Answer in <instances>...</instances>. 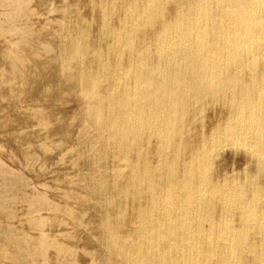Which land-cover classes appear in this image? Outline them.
Listing matches in <instances>:
<instances>
[{
  "label": "rangeland",
  "instance_id": "obj_1",
  "mask_svg": "<svg viewBox=\"0 0 264 264\" xmlns=\"http://www.w3.org/2000/svg\"><path fill=\"white\" fill-rule=\"evenodd\" d=\"M165 1L167 4L164 3V0H0V264H129L126 261L125 250L121 249L124 246L129 247L127 246L129 244L126 245L124 241L140 239L136 227L138 221L141 220L156 224L157 233L161 234L160 230L163 233L166 232L165 229L160 228V224L168 218L163 212L166 210L163 206L164 203H161L167 197L165 191L167 183L177 182L174 183V190L181 187L184 177H188L190 173L189 168L194 165V161L190 160L195 157L199 158L208 147L210 153L207 154L209 164L207 190L213 184L240 185L246 193L244 201H250L254 197L259 212L264 211V161L259 159L258 155L249 148L250 140L247 137L239 136V139H235L236 142H234L232 137L225 138L222 134L227 121L230 118L236 119L237 109H239L236 106L245 105L248 107V104H255L257 110L261 111L258 110L264 124V91L262 93L258 91L264 73V57H262L264 56V40L258 49L252 50L257 51L256 54L252 51L247 53L241 49L236 51L235 48H228V50L221 43L223 36L221 31L223 28H227V15L224 19L226 21L222 23L224 15L221 12V3L217 0H210L212 5L209 8L210 13L207 12L209 13L207 20L210 19V21H208L206 33L210 49H203L204 53L202 49H200L201 51L194 50L196 51L194 59L197 57V60L190 61L189 58L187 61L186 56H182L186 51L180 46L178 50L180 54L177 52V56L175 55L176 62H168L164 56L158 58L156 48L166 45L165 37L172 30L169 24L180 18L179 14L185 16L188 12V18L184 19L187 24L194 18L196 20L200 17L198 12L195 13L196 5L193 4H197L200 0ZM190 2L192 3L190 4ZM153 3L156 4V7ZM192 4L193 6H191ZM235 4H237L236 0H223V8ZM217 5L219 6L217 7ZM142 8L144 10H141ZM145 8L148 9L145 10ZM146 12L149 13L148 17ZM189 13L195 17L193 18ZM171 16L175 17L171 19ZM183 16L181 18H184ZM151 20H154V24ZM218 22L221 24H217ZM160 31L163 35L158 33ZM208 31L212 32H209L208 35ZM194 35L191 37L192 44L196 39ZM160 37L164 44H161ZM213 47L219 50L221 56L229 57L231 52L230 60L235 62L227 60L230 62L228 63L224 59L222 61L225 66L223 62L220 66V63L214 60L218 59V56L214 55L215 53L210 54ZM119 48L125 49L121 51ZM99 49L102 51L101 53ZM223 50H227L226 54ZM259 53L260 55H258ZM143 54L147 57H144ZM197 54L198 56H195ZM104 55L105 57H103ZM254 55H258V60L253 58ZM202 58L211 63H206ZM178 60L181 65H178ZM212 60L216 65L212 64ZM254 60L257 63L253 66ZM164 63L168 64L167 68ZM121 65H123L122 68ZM195 65L198 70L194 69ZM226 66L231 75L227 73ZM139 67L143 69L140 70ZM211 67H216L217 72L223 73V75L217 73L220 80L209 86L207 80L210 79L212 73ZM224 67L226 71L223 69ZM191 68L195 71H192ZM126 70L129 71V74L126 73ZM134 70H136V74ZM164 70L170 75L173 70V75L177 73L180 77L186 78H184L186 85H184L183 91L181 90L182 94H178V97L183 99L180 98L177 105L171 98L160 99V102L156 101L158 104L154 105L152 110L156 112L154 117L152 116L154 119L151 116L146 118L143 129L145 127L147 129L142 131L141 139L133 140L132 145L126 150L127 139V142L120 141V134L116 133L119 138L117 139L107 117L104 119L98 116V102L103 97L104 102L109 104L114 97L117 98L121 95L124 96L123 98L126 95L133 97L138 94L137 90H140L139 92L146 91V94L144 91L142 93L152 101L164 90V83L161 81L163 79L159 75ZM139 73L142 74V77L146 74L144 82ZM202 73L206 75L202 76L204 75ZM137 74L138 78H136ZM233 76H238L234 78L236 83H230ZM200 77L203 78V82ZM153 79L155 81L152 83ZM186 80L189 81L186 83ZM129 81H132L133 84ZM141 82L144 83L142 86H140ZM225 82L232 88L226 87L222 91V95L219 89L222 84L224 86ZM188 86L193 88H188ZM168 87L165 85V88ZM185 87H187L186 90H184ZM205 88L208 92L205 91ZM98 89L100 90L98 91ZM194 90L197 94L194 93ZM118 91L121 95L117 94ZM185 91L187 93H183ZM198 91L201 95L198 94ZM224 91L226 93H223ZM191 92L195 96L190 94ZM232 92L236 94L233 96ZM101 94L103 95L101 96ZM105 94L109 96L105 97ZM246 100L247 102H245ZM174 105L179 109H176L177 114H175ZM170 114L172 115L171 119ZM167 119L171 120H169V125L174 124L175 127L172 126L174 129L170 127L171 133H167L171 135L170 138H163L157 133V130L159 127L165 126ZM148 130L154 132L151 133ZM213 137L217 138V141L212 146L210 143ZM127 138L129 139V137ZM162 140L165 146H163ZM240 140L244 143H241ZM239 144L242 145L239 146ZM122 146H125L124 151L128 152L125 151L127 155L123 152ZM121 150L122 153H120ZM126 156H129V160ZM115 157L118 158L115 159ZM124 160L126 162L123 164ZM125 164L126 167H123ZM142 167L148 169L149 176H146V180L148 182L150 179L152 185L155 183L153 186H146L147 184L144 183L143 170L146 169H142ZM131 170H136L134 178L131 177L133 172ZM197 172L196 168L195 172L193 171L194 175L191 173L189 177L190 181L193 179L194 186L191 184L193 187L197 186L200 180ZM140 179L142 180L141 184ZM132 180L135 182L133 183ZM131 184H135V189ZM240 186L238 187L240 188ZM129 187L132 190H128ZM150 187L151 189L154 187L153 192L148 191L151 190ZM161 189L163 191L160 193ZM159 197L165 198L161 200ZM214 197H212L214 202H206L208 210L205 209L207 207L205 204L204 208H200L201 210L198 207H193L190 210L191 214L189 212L191 215L189 218L191 223L194 222V228L199 222H202L201 229L206 228L203 230L204 235H207L208 229H210L208 221L212 218L215 220L221 218L220 221L223 222L225 218L230 217L236 227L241 225L239 222L240 209L226 211ZM149 205L156 211H154L153 217L150 216L152 219L144 218L138 213L141 208L149 207ZM195 209L200 211L199 214L202 211L203 215L199 216L198 212L194 211ZM121 210L124 212L120 213ZM221 210H223V214ZM205 211L210 213L208 212L206 215ZM226 213L230 215L227 216ZM208 215L209 218H207ZM203 216L206 218L203 219ZM162 218H166L165 221ZM157 220H160L159 227ZM252 226L246 227L248 237L246 243L248 245L255 243L256 245L250 250L240 252L241 264H264L262 259L257 258V252L262 250L260 240L264 242V233L261 234L262 237L258 236V228ZM204 235L202 236L204 237ZM121 236H124V239L120 238ZM120 239H123L121 244ZM167 239V237L160 236L161 243L159 242V245L163 247L169 242ZM186 247L185 250L188 252V246ZM204 247L203 250L201 249V253L208 246ZM217 247L218 252L219 249H224L222 245ZM118 248L119 250H117ZM179 248L174 249V252H176L175 250L182 252L183 245ZM194 250L198 251V249ZM150 252H155V249ZM177 262L181 263V261ZM210 262V264H220L219 257L214 256Z\"/></svg>",
  "mask_w": 264,
  "mask_h": 264
},
{
  "label": "bare ground",
  "instance_id": "obj_2",
  "mask_svg": "<svg viewBox=\"0 0 264 264\" xmlns=\"http://www.w3.org/2000/svg\"><path fill=\"white\" fill-rule=\"evenodd\" d=\"M149 1V0H148ZM158 1V0H157ZM159 1H163V0H159ZM174 1V0H173ZM179 1V0H178ZM186 1V0H185ZM220 2L221 3V8H222V14L224 15L223 16V19L221 20V22L223 23L224 21H226V20H224L225 19V16L228 18V22H227V28H223V31H221V32H223L222 34H223V36H222V38H221V43L228 49H231V48H235L236 49V51L238 50V49H241V50H243V51H246L247 53H251V51L252 50H255L256 48L258 49V46L261 44V42L264 40V30H263V26H264V12L263 13H260L261 11H264V0H236V3L237 4H235V5H233V6H231V5H228L227 7H225V8H223V0H217V2ZM135 2V1H134ZM166 1L164 0V3H165ZM137 3H138V1H137ZM144 3V2H143ZM149 3V2H148ZM158 3V2H157ZM160 3H163V2H160ZM182 3V2H181ZM192 2H190V4H191ZM235 3V2H234ZM129 4H131L130 3V1H129ZM151 4V3H150ZM165 4H167V2L165 3ZM165 4H163V5H165ZM193 4H195L196 5V7H194L195 9H194V11H195V13L196 12H198L197 14H199L200 15V17L199 18H197L196 20H195V16L194 15H192L191 13H189V14H191L192 16H193V21L191 22L190 21V23H185L184 22V19H187L188 17H187V14H188V12H187V14H185V16H183L182 14H179V16L181 15V16H183L184 18H181V16H180V18H178L177 20H175V22H170V28H172V30H170V34L168 35V36H166L165 37V39H166V41H165V43H166V45H163V46H161V47H158V48H156V52H157V54L159 55V57L158 58H160V56H164V57H166L167 58V61L168 62H176L175 61V57L177 56L176 54H177V52H179V54H180V51H178L179 49H180V46H181V48H183L186 52L184 53V55H182L183 57L184 56H186L185 57V59L188 61L189 60V58H190V61H193V59H194V54H196L195 52L196 51H194V50H200V49H208L209 47H211L210 45L208 46V42H207V40H208V37H207V35H206V33H207V26H208V21H210V19L209 20H207L209 17V13H210V10H209V8H210V6L212 5L211 4V1L210 0H200L197 4L196 3H193ZM193 4L191 5V6H193ZM214 4V3H213ZM227 4H229V3H227ZM230 4H231V2H230ZM108 5V4H107ZM153 5H154V3H153ZM156 5V4H155ZM154 5V6H155ZM158 5V4H157ZM161 6H162V4H160ZM184 5H187V4H184ZM106 6V5H105ZM113 6V5H112ZM128 6V5H127ZM160 6V7H161ZM190 6V5H189ZM219 5H217V7H218ZM102 7V6H101ZM114 7H115V5H114ZM118 7V6H117ZM156 7V6H155ZM166 7V6H165ZM100 8V7H99ZM110 8V7H109ZM125 8V7H124ZM128 8V7H127ZM149 8H150V6H149ZM179 8V7H178ZM214 8H215V5H214ZM214 8H213V10H214ZM107 9V8H106ZM114 9V8H113ZM116 9V8H115ZM131 9V8H130ZM148 9V8H147ZM146 8H145V10H147ZM153 9V8H152ZM182 9H184V8H182ZM181 9V10H182ZM185 9H186V7H185ZM187 9H189V7H187ZM103 10V9H102ZM105 10V9H104ZM135 10V9H134ZM141 10H144V8H142ZM149 10H151V9H149ZM156 10V9H155ZM159 10V9H158ZM179 10V9H178ZM225 10V11H224ZM157 11V10H156ZM160 11V10H159ZM158 11V12H159ZM161 11H163V10H161ZM182 11H184V10H182ZM182 11H180V12H182ZM105 12H107V11H105ZM125 12H127V11H125ZM124 12V13H125ZM143 12V11H142ZM148 12H150V11H148ZM186 12V11H185ZM207 12H209V13H207ZM211 12H213L212 10H211ZM214 12H215V10H214ZM3 13V12H2ZM108 13H110V12H108ZM147 13V12H146ZM174 13V12H173ZM172 13V14H173ZM128 14V13H127ZM177 14V13H176ZM175 14V15H176ZM262 14V15H261ZM107 16L109 15V14H106ZM111 15V14H110ZM147 15V17H148V15H149V13H147L146 14ZM174 15V14H173ZM178 15V14H177ZM211 15H213V14H211ZM157 16V15H156ZM229 16V17H228ZM154 17H155V15H154ZM172 17H175V16H171L170 18L172 19ZM219 17V16H218ZM8 18V17H7ZM141 18V17H140ZM151 18V17H150ZM153 18V17H152ZM190 18V17H189ZM215 18V16L213 17V19ZM70 19V18H69ZM106 19V18H105ZM147 19V18H146ZM155 19H156V17H155ZM130 20H131V18H130ZM138 21H139V18L137 19ZM136 20V21H137ZM164 20V19H163ZM218 20H219V18H218ZM144 21V20H143ZM166 22H167V20H165ZM164 21V22H165ZM172 21V20H171ZM147 23H148V21H146ZM145 22V24H147ZM151 22L154 24V20H151ZM155 22H156V20H155ZM165 22V23H166ZM169 22V21H168ZM189 22V21H188ZM214 22H216V21H214ZM15 23V22H14ZM106 23V22H105ZM127 23V22H126ZM134 24V23H133ZM164 24V23H163ZM162 24V25H163ZM209 24H210V22H209ZM217 24H219V22L217 23ZM221 24V23H220ZM219 24V25H220ZM224 24H226V23H224ZM224 24H222V25H224ZM131 25V24H130ZM165 26V25H164ZM166 26H168V25H166ZM140 27V26H139ZM169 27V26H168ZM215 27V26H214ZM141 28H142V26H141ZM164 28V27H163ZM167 28V27H166ZM169 28V29H170ZM215 28H217V27H215ZM139 29V28H138ZM168 29V30H169ZM217 29H221L220 27H218ZM111 30V29H110ZM135 30V29H134ZM160 30V29H159ZM168 30H166V31H168ZM126 31H127V29H126ZM131 31V30H130ZM161 31H162V29H161ZM161 31L160 32H158L159 34H161ZM164 31V30H163ZM218 31V30H217ZM87 32V31H86ZM137 32V31H136ZM165 32V31H164ZM209 32H212V31H208V35H209ZM163 33V32H162ZM194 33H195V35H194ZM218 33H220V32H218ZM165 34V33H164ZM161 35H163V34H161ZM194 35V38H195V36H196V39L194 40L195 41V43L194 44H192V40H191V37ZM132 36V35H131ZM90 37V36H89ZM130 37V36H129ZM135 37V36H134ZM158 37V36H157ZM8 38V37H7ZM209 38H210V36H209ZM122 39V38H121ZM127 39V38H126ZM158 39H159V37H158ZM161 37H160V41H161ZM154 40V39H153ZM127 41H129L128 39H127ZM159 41V42H160ZM212 41V40H211ZM74 42V41H73ZM157 42H158V40H157ZM213 42V41H212ZM216 42V41H215ZM132 43V42H131ZM130 43V44H131ZM154 43V42H153ZM74 44V43H73ZM152 44V43H151ZM155 44V43H154ZM158 44H160V43H158ZM161 44H164V42H162L161 41ZM216 44H218L217 42H216ZM119 45H120V43H119ZM132 45V44H131ZM134 45V44H133ZM192 45H193V47H192ZM222 45V46H223ZM149 46V45H148ZM151 46V45H150ZM115 48H116V46H114ZM132 47V46H131ZM156 47H157V45H156ZM72 48V47H71ZM117 48H118V46H117ZM146 48V47H145ZM151 48H152V46H151ZM259 48H261V47H259ZM120 49V48H119ZM118 49V50H119ZM125 49V48H124ZM124 49H120L121 51H123ZM133 49V48H132ZM147 49V48H146ZM210 49V48H209ZM228 49V50H229ZM65 50H66V48H65ZM73 50V49H72ZM100 50V49H99ZM120 50H119V52H120ZM139 50H140V48H139ZM152 50H155V49H152ZM152 50H150L151 52H152ZM204 50L202 51L203 53H204ZM234 50V49H233ZM83 51V50H82ZM143 51V50H142ZM147 51H149V50H147ZM201 51V50H200ZM207 51V50H206ZM224 51V50H223ZM226 52H227V50H225ZM225 51H224V53H225ZM231 51V50H230ZM15 52V51H14ZM77 52V51H76ZM102 51L100 50V53H101ZM119 52H118V54H119ZM132 52V51H131ZM145 52V51H144ZM184 52V51H183ZM182 52V53H183ZM197 52H199V51H197ZM252 52H255V51H252ZM257 52V51H256ZM256 52H255V54H256ZM261 52V51H260ZM37 53V52H36ZM98 53H99V51H98ZM121 53V52H120ZM146 53H148V52H146ZM202 53V54H203ZM208 54H209V50H208V52H207ZM206 53V54H207ZM215 53V54H214ZM149 54H151L150 52H149ZM202 54H199V55H201L202 56ZM210 54H214V55H217L218 57V59H214V60H217V62H219L220 63V66H222L221 64H222V62H223V65L225 66V64H224V61H222V60H228V61H231L230 59L232 58V57H230L231 56V52H230V56L228 57V56H225V55H220L219 54V50H217V48L216 47H213V48H211V50H210ZM226 54V53H225ZM232 54H235V53H232ZM238 54V53H237ZM142 55V54H141ZM176 55V56H175ZM214 55H212V56H214ZM258 55H260V53L258 54ZM258 55H254V57L253 58H255V60H258ZM69 56V55H68ZM143 56H144V54H143ZM195 56H198V54L197 55H195ZM212 56H210L211 58H212ZM242 56V55H241ZM245 56V55H244ZM103 57H105V55L103 56ZM102 57V58H103ZM117 57H118V55H117ZM144 57H147L146 55L144 56ZM181 57V56H180ZM204 57V56H203ZM236 58H237V56H235ZM239 57H240V55H239ZM248 57H249V55H248ZM262 57H264V56H262ZM96 58V57H95ZM99 58V57H98ZM101 58V57H100ZM197 58V57H196ZM195 58V59H196ZM208 58V57H207ZM234 58V57H233ZM242 58V57H241ZM183 59V58H182ZM194 59V60H195ZM200 59V57L198 58V60ZM202 59H204V58H202ZM235 59V58H234ZM233 59V60H234ZM248 59V58H247ZM100 60V59H99ZM141 60H143V59H141ZM148 60V59H147ZM160 60V59H159ZM165 61H166V59H164ZM197 60V59H196ZM205 60V59H204ZM211 60V59H210ZM219 60V61H218ZM236 60V59H235ZM254 60V62H253V66H254V64L255 63H257V61H255ZM24 61V60H23ZM102 61V60H101ZM110 61V60H109ZM133 61V60H132ZM180 60H178L177 61V63L179 62ZM183 61V60H182ZM181 61V62H182ZM203 61V60H202ZM227 61V62H228ZM237 61V60H236ZM243 62H244V60H242ZM104 62V61H103ZM118 62V61H117ZM148 62V61H147ZM205 62L206 63H208V62H210V61H206L205 60ZM231 62H235V61H231ZM108 62L106 61V64H107ZM131 63H133V62H131ZM141 63H143V62H141ZM167 63V62H166ZM176 63V64H177ZM184 64L186 63V61L185 62H183ZM188 63V62H187ZM191 63V62H190ZM202 63V62H201ZM211 63V62H210ZM215 63V62H214ZM213 63V60H212V64L213 65H216V64H214ZM228 63H230V62H228ZM104 64V63H103ZM136 64V63H135ZM139 64V63H138ZM147 64V63H146ZM157 64H158V62H157ZM165 64V63H164ZM180 63H178V65H179ZM192 64V63H191ZM198 64V63H197ZM209 64V63H208ZM218 64V63H217ZM233 64V63H232ZM239 64H240V62H239ZM110 65V64H109ZM132 65V64H131ZM131 65H130V69H131ZM142 65V64H141ZM154 65V64H153ZM162 65V64H161ZM166 65V64H165ZM181 65V64H180ZM187 65V64H186ZM238 65V64H237ZM115 66H117V65H115ZM122 66L123 65H121L120 67L122 68ZM137 66H139V65H137ZM143 66V65H142ZM148 66V65H147ZM157 66V65H156ZM160 65H158V67H159ZM167 66H168V64L165 66L166 68H167ZM177 66V65H176ZM196 66L197 65H195V70L197 69L196 68ZM200 66H202V64H200ZM203 66H204V64H203ZM219 66V65H218ZM218 66H216V67H218ZM220 66H219V69L221 70V68H220ZM231 66V65H230ZM250 66V65H249ZM118 67V66H117ZM116 67V68H117ZM119 67V69H121ZM161 67V66H160ZM178 67H180V66H178ZM187 67V66H186ZM186 67H185V70H186ZM213 67V66H212ZM211 67V69H212V73L210 74V79L209 80H207V81H209V86H210V84L211 83H213V84H215L216 82H218L219 80H220V77L217 75V73H219V75L221 74V75H223V73H220V72H217V70L218 69H215V68H212ZM239 67V66H238ZM251 67V66H250ZM93 68V67H92ZM140 68V70L141 69H143V68H141V67H139ZM151 68H152V66H151ZM150 68V69H151ZM166 68H163V69H166ZM209 68V67H208ZM241 68V67H240ZM249 68V67H248ZM256 68V67H255ZM110 69V68H109ZM129 69V70H130ZM135 69H136V67H135ZM153 69V68H152ZM159 69V68H158ZM157 69V70H158ZM192 69V71H195V70H193V68H191ZM210 69V68H209ZM208 69V70H209ZM223 69H225V67L223 68ZM226 69H227V66H226ZM226 69H225V71H226ZM93 70V69H92ZM111 70H114V69H112L111 68ZM124 70V69H123ZM157 70H156V72H157ZM161 70V69H160ZM171 70V69H170ZM198 70V69H197ZM219 70V71H220ZM238 70V69H237ZM135 71V74L137 73L136 72V70H134ZM169 71V70H168ZM174 71H176V69H174ZM192 71H190V72H192ZM94 72V71H93ZM128 72V74H129V71H127L126 70V73ZM144 72H145V70H144ZM147 72V71H146ZM160 72V71H159ZM172 72V75H170V74H168L169 72H165V70L164 71H162V72H160V77L163 79V80H161V81H163V83H164V85H163V88H164V90H162L161 91V93L160 94H158V96H156V99H154V100H150V98H148V97H146L145 96V94L147 93L146 91H144L145 92V94H143L142 92H139L140 90H137L138 92V94H135L133 97H131V96H128V95H126L125 96V98H123L122 97V95L121 94H119L120 92H121V90H119L118 92H117V94L118 95H121V96H119V97H114V99H113V101H111V103L109 104V103H105L104 102V100H103V98H101L102 100H100V99H98V100H100V102H98V105H97V114H98V116L99 117H103L104 119L107 117V120L109 121V125H110V127H111V130H113V131H115V134L116 133H118V134H120V141H126V139H127V148H125L126 150H128L129 149V147H130V145H132V141L133 140H137V138H140V136L142 135V131H144L145 129H147L146 127H145V129H143V123L145 122L146 123V118H148V116H153L154 117V114L156 113V112H154V111H152L153 110V106L154 105H156V104H158V103H156V101L158 102H160L161 100L160 99H166V98H171V100L172 99H174V104H176L177 105V103L179 102V99L180 98H182V97H178V94L179 93H181V90L183 89V87H184V85H186V84H184V78L185 77H183V76H181L180 77V75L179 74H177V73H175L174 75H173V70L171 71ZM200 72V71H199ZM204 72V71H203ZM206 72H208V71H206ZM205 72V73H206ZM211 72V71H210ZM222 72V71H221ZM231 72H233V71H231ZM235 72H236V70H235ZM254 72V71H253ZM85 73V72H84ZM95 73V72H94ZM98 73H99V70H98ZM142 73V72H141ZM141 73H139V75H141L140 77L142 78V81L144 80V79H146V78H144V77H146L145 75L146 74H144V77H142V74ZM205 73H202V74H204V75H202V76H205L206 74ZM227 73H229L228 72V69H227ZM237 73V72H236ZM255 73V72H254ZM96 74V73H95ZM180 74H181V72H180ZM233 74V73H232ZM253 74V73H252ZM92 75V74H91ZM127 75V74H126ZM150 75V74H149ZM181 75H183V74H181ZM229 75H231L230 73H229ZM238 75V74H237ZM263 75V77H262V81L260 82V88H259V90L258 91H260L261 93L264 91V73L262 74ZM121 76H123V75H121ZM132 76V75H131ZM135 76V75H134ZM137 77L136 78H138V74L136 75ZM193 76H194V74H193ZM201 76V75H200ZM209 76V75H208ZM118 77V76H117ZM187 77V76H186ZM238 77V76H237ZM237 77H235V76H233V79H230V83L232 82H234V83H236L235 82V80L236 79H234V78H237ZM252 78H253V76H251ZM119 78V77H118ZM152 78V77H151ZM150 78V79H151ZM154 78V77H153ZM190 78V77H189ZM198 78V77H197ZM201 78V82H203L202 81V77H200ZM207 78V77H206ZM205 78V79H206ZM209 78V77H208ZM93 79V78H92ZM130 79V78H129ZM132 79V78H131ZM150 79H149V83H150ZM186 79V78H185ZM194 79H196V78H194ZM17 80V79H16ZM89 80V79H88ZM96 80V79H95ZM108 80V79H107ZM121 80H122V78H121ZM128 80V79H127ZM133 80V79H132ZM93 81V80H92ZM136 81V80H135ZM154 82L155 80L153 79V80H151V82ZM157 81V80H156ZM189 81V80H188ZM187 80L185 81L186 83L188 82ZM206 80H204V82H207ZM258 81V80H257ZM94 82V81H93ZM128 82V81H127ZM132 82V81H131ZM130 81H129V83H131ZM144 82V81H143ZM143 82H141L140 83V86H142L144 83ZM152 82V83H153ZM193 82V81H192ZM227 82V81H226ZM226 82H225V84H224V86H223V84H222V87H220V89H219V91H221V94H222V91L223 90H225L226 89V87H228V86H230L231 87V85H229V84H227L226 85ZM124 83H126V82H124ZM147 83V82H146ZM145 83V84H146ZM160 83V82H159ZM158 83V84H159ZM200 83V82H199ZM221 83V82H220ZM256 83V82H255ZM90 84V83H89ZM96 84V83H95ZM132 84H133V82H132ZM135 84V83H134ZM137 84H138V80H137ZM157 84V85H158ZM168 84L170 85L169 87H168ZM191 84V83H190ZM189 84V85H190ZM193 84V83H192ZM198 84V83H197ZM218 84V83H217ZM258 84V83H257ZM86 85V84H85ZM130 85V84H129ZM128 85V86H129ZM155 85H156V83H155ZM165 85L168 87V88H165ZM201 85V84H200ZM212 85V84H211ZM234 86H235V84H233ZM232 85V86H233ZM93 85L91 84V87H92ZM127 86V87H128ZM139 86V87H140ZM192 86V85H191ZM191 86H188V88L190 87V88H193V87H191ZM207 86H208V84H207ZM206 86V88H208ZM88 87H90V85H88ZM119 87V86H118ZM125 87H126V85H125ZM198 87V86H197ZM212 87V86H211ZM237 87V86H236ZM93 88V87H92ZM111 88V87H110ZM110 88H108V89H110ZM123 88V87H122ZM131 88V87H130ZM135 88V87H134ZM142 88V87H141ZM199 88H201V86H199ZM204 88V87H203ZM206 88H205V91H206ZM210 88V87H209ZM232 88V87H231ZM235 88V87H234ZM148 89V88H147ZM146 89V90H147ZM154 89V88H153ZM160 89V88H159ZM187 89V87H185V89L184 90H186ZM197 89V88H196ZM212 89V88H211ZM228 89V88H227ZM100 89H98V91H99ZM136 90V89H135ZM149 90V89H148ZM189 90V89H188ZM208 90V89H207ZM233 90H235V89H233ZM107 91H109V90H107ZM183 91V90H182ZM190 91V90H189ZM192 91H193V89H192ZM213 91V90H212ZM211 91V92H212ZM231 91V90H230ZM149 92V91H148ZM201 92V91H200ZM206 92H208V91H206ZM260 92H259V94H260ZM107 93H109V92H107ZM158 93V92H157ZM156 93V94H157ZM183 93H187L186 91L185 92H183ZM194 93H195V90H194ZM194 93H190V94H192V95H194ZM203 93V92H202ZM216 93V92H215ZM217 93H218V91H217ZM223 93H226L225 91L223 92ZM233 93V92H232ZM90 94V93H89ZM93 94H94V92H93ZM97 94V93H96ZM95 94V95H96ZM182 94V93H181ZM195 94H197V93H195ZM198 94H199V91H198ZM234 94H236L235 92L233 93V94H231V95H233L234 96ZM264 94V93H263ZM84 95V94H83ZM100 95V94H99ZM103 94H101V96H102ZM150 95V94H149ZM199 95H201V94H199ZM223 95V94H222ZM260 95H262V94H260ZM106 96H109V95H106L105 94V97ZM187 96V95H186ZM195 96V95H194ZM264 96V95H263ZM183 97H184V94H183ZM154 98V97H153ZM248 98H251V97H248ZM96 99H97V97H96ZM183 99V98H182ZM245 99V98H244ZM258 99H260L259 97H258ZM111 100V99H110ZM219 100V99H218ZM248 100V99H247ZM247 100L245 101V102H247ZM256 100V99H255ZM153 101H154V103H153ZM235 101V100H234ZM242 101H244V100H242ZM257 101H259L260 102V100H257ZM89 102H90V100H89ZM187 102V101H186ZM249 102V101H248ZM254 102V101H253ZM93 103V102H92ZM92 103H90L91 105H92ZM162 103V102H161ZM235 103V102H234ZM95 104H97V103H95ZM237 104V103H236ZM161 105V104H160ZM176 105H174V111L176 112L175 114H177V110H179V109H177V106ZM180 105V104H179ZM235 105V104H234ZM249 106L248 107H246L245 105L244 106H240V107H237L236 106V108H239V109H237L238 110V114H237V117H236V119L234 120V119H229L228 121H227V123H226V125H225V128H224V130H223V132H222V134H223V136L225 137V138H233L234 139V142H236L235 141V139H239V136H245V137H247L250 141H249V145H250V147H249V145H248V147L249 148H251L257 155H258V157H259V159H262L263 161H264V124H263V121H262V117H261V114H259L261 111H260V109H258L260 112H258V110H257V108H256V105L255 104H248ZM257 106H258V104H257ZM88 107H89V105H88ZM179 107V106H178ZM106 108H108V109H106ZM7 109V108H6ZM165 109V108H164ZM171 109V108H170ZM173 109V108H172ZM177 109V110H176ZM160 110H162V109H160ZM95 111V110H94ZM166 111V110H165ZM91 112V111H90ZM164 112V111H163ZM92 113V112H91ZM94 113V112H93ZM160 113V112H159ZM158 113V115L160 116V114ZM166 113V112H165ZM171 113V112H170ZM178 113H179V111H178ZM163 114V113H162ZM234 114H236L235 112H234ZM157 115V117H159ZM171 115V114H170ZM263 115V114H262ZM150 117V118H151ZM152 117V118H153ZM171 117H172V115L170 116V119H171ZM176 118H177V116H175ZM234 117V116H233ZM167 118H169V117H167ZM154 119V118H153ZM156 119V118H155ZM170 119H167V121H165V128L163 127V128H160L159 127V129L157 130V133H159L160 135H162L163 136V138L164 137H169V136H171V135H169V134H167L168 132L169 133H171L170 132V130L169 129H171V128H173L172 126H174V124L173 125H169V120ZM177 120V119H176ZM171 121V120H170ZM152 122V121H151ZM168 122V123H167ZM162 123V122H161ZM160 123V124H161ZM167 123V124H166ZM176 123V122H175ZM146 125V124H145ZM154 125V124H153ZM147 126V125H146ZM150 126V125H149ZM152 127V126H151ZM171 127V128H170ZM175 127V126H174ZM174 129V128H173ZM172 129V130H173ZM162 130V131H161ZM149 131V130H148ZM190 131H191V129H190ZM108 132V131H107ZM149 132H154V131H149ZM162 132V133H161ZM212 132V131H211ZM219 133V132H218ZM100 134V133H99ZM150 134V133H149ZM145 135V134H144ZM167 135V136H166ZM215 135V134H214ZM203 136V135H202ZM115 137H117V134L115 135ZM127 137H129V139L127 138ZM142 137V136H141ZM157 137H159V136H157ZM162 138V139H163ZM170 138V137H169ZM219 138V137H218ZM244 138V137H243ZM109 139H111V138H109ZM114 139V138H113ZM117 139H119L118 137H117ZM141 139V138H140ZM143 139H144V137H143ZM212 139V141H211V143L210 144H212V146L216 143V141H217V138L215 139V137H213V138H211ZM164 140V139H163ZM162 140V143L164 142ZM243 140V139H242ZM242 140H240L241 141V143L243 142ZM118 142H119V140H117ZM227 141V140H226ZM232 141V140H231ZM245 141H247L246 140V138H245ZM134 142V141H133ZM161 142V141H160ZM120 143V142H119ZM238 143H239V141H238ZM244 143V142H243ZM225 144V143H224ZM246 144V143H245ZM134 145V144H133ZM158 145V144H157ZM234 145L236 146V143H234ZM242 145V144H241ZM240 144H239V146H241ZM108 146V145H107ZM163 146H165L164 145V143H163ZM162 146V147H163ZM232 146H233V144H232ZM238 146V145H237ZM123 147V146H122ZM125 147V146H124ZM124 147H123V152H125L124 151ZM132 147V146H131ZM169 147V146H168ZM185 147V146H184ZM217 147V146H216ZM119 148L121 149V147H120V145H119ZM133 148H134V146H133ZM244 148V147H243ZM246 148H247V146H246ZM212 149H214V148H212ZM130 150H131V148H130ZM129 150V152L131 153V151ZM169 150V149H168ZM219 150V149H218ZM210 149H209V147L201 154V156H199V158L198 157H195L194 159L193 158H191V159H193V160H190V161H194L193 163H194V165L193 166H191V168H189L190 169V173L188 174V177L187 176H185L184 177V179H183V185L181 184V187H177V189H173V186L175 185L174 183H177V182H170L169 184L167 183V189L165 190L166 192H167V197L165 198V197H162V199L163 198H165L164 199V201H162L161 203H164V207H165V209L166 210H164L163 212H164V214L168 217L167 218V220L165 221V219H163L165 222L164 223H162V224H160L161 226H160V228L161 229H165L166 230V232L165 233H163V231L162 230H160L162 233V235L160 234V233H157L156 232V227H157V225L155 226V225H153L154 223H148V222H145V221H138V224H137V227H136V230H138L137 231V233H139V236H140V239H136V240H129V241H124L125 242V244L127 245V243L129 244V245H127V246H129V247H126V246H124V247H122L121 248V246H120V248L121 249H123V250H125V256H126V261H127V263H129V264H177V263H179V262H177V261H181V263H179V264H210L211 262V259L214 257V256H217V257H219V260H220V264H241V259H240V252H242V251H246V250H250V249H252V247L254 246V245H256L255 243H251V244H247L246 243V239H248V237H247V232H246V227H250L251 225H253L255 228L257 227L258 228V236H260V237H262L261 236V234L262 233H264V211L263 212H259V210H258V208H257V206H256V201L254 200V197H253V199L252 200H248V201H244V198H245V194L246 193H244V189H242L241 188V186L240 185H238V186H240V188L237 186V185H235V184H233L232 186H226L225 184H222V185H217V184H213V185H211V187L209 188V190H207V182L209 183V181H208V171H209V164H208V158H207V154H209L210 152ZM212 151V150H211ZM249 151V150H248ZM127 152V151H126ZM125 152V153H126ZM139 152H140V150H139ZM120 153H122V150H121V152ZM128 153V152H127ZM127 153H126V155H127ZM124 154V153H123ZM116 155V154H115ZM119 156V155H118ZM125 156V155H124ZM124 156H122V157H124ZM127 157V156H126ZM129 157V156H128ZM127 157V159L129 160V158ZM116 158H118V157H115V159ZM126 159V158H125ZM120 160V159H119ZM121 161V160H120ZM134 161V160H133ZM184 161H186V160H184ZM123 162H126L125 160L124 161H122V163ZM120 163V162H119ZM131 163V162H130ZM162 163V162H161ZM124 164V163H123ZM127 164V163H126ZM126 164H125V166H123V167H126ZM170 164V163H169ZM136 166V165H135ZM144 166H145V163H144ZM128 167H129V164H128ZM147 167V166H146ZM143 168L142 167V169H146L145 171L143 170V178L145 179L144 180V183L145 184H147L146 186H153L155 183H153V185H152V183L150 182L151 180L149 179L148 180V182H147V180H146V176L148 175V169L147 168ZM117 168H119V167H117ZM185 168V167H184ZM197 168V170H198V174H199V178H200V180H199V182L197 183V186H195V187H193L194 185H193V183H192V181H193V179H192V181H190V174L191 175H194V173H193V171L195 172V169ZM259 168V167H258ZM131 169H132V167H131ZM134 169V168H133ZM120 170V169H119ZM137 170V169H136ZM136 170H131V171H133L132 172V174H131V177L132 178H134V172L136 171ZM185 170V169H184ZM151 171V170H150ZM120 172V171H119ZM118 174V173H117ZM116 174V175H117ZM120 174V173H119ZM118 174V175H119ZM149 174H150V172H149ZM185 174V173H184ZM149 176V175H148ZM171 177H172V175H171ZM192 177H194V176H192ZM149 178V177H148ZM168 178H170V177H168ZM131 179V178H130ZM135 180V179H134ZM134 180H132L133 181V183L135 182ZM153 181H154V179H153ZM156 181V180H155ZM118 182V181H117ZM141 182H142V180L140 179V184H141ZM129 183H130V181H129ZM193 186H192V185ZM118 185V184H117ZM132 185V184H131ZM130 185V186H131ZM161 185H162V183H161ZM165 185V184H164ZM178 185V184H177ZM119 186V185H118ZM163 186V185H162ZM180 186V185H179ZM128 187V186H127ZM132 187L134 188L135 187V184H133L132 185ZM164 187V186H163ZM162 187V188H163ZM165 187V188H166ZM154 188V187H153ZM152 188V189H153ZM160 188V187H159ZM158 188V189H159ZM175 188H176V186H175ZM245 188V187H244ZM124 189V188H123ZM122 189V190H123ZM129 189H131L130 187L128 188V190ZM135 189V188H134ZM150 189H151V187H150ZM151 189V190H152ZM157 189V188H156ZM125 190V189H124ZM126 190H127V188H126ZM127 190V191H128ZM132 190V189H131ZM148 190V189H147ZM151 190H148V191H150V192H153V190L151 191ZM157 191V190H156ZM160 191H163L162 189L161 190H159V192ZM164 191V192H165ZM121 193V192H120ZM123 193V192H122ZM161 193V192H160ZM160 193H158L159 194V196H160ZM120 195V194H119ZM124 195V194H123ZM152 195V194H151ZM150 195V196H151ZM216 195V196H215ZM149 196V197H150ZM163 196V195H162ZM216 198H215V197ZM212 197H214L215 198V200L219 203L220 202V204H222L223 205V207L226 209V211L227 210H237L238 208L240 209V213H241V217H240V221L239 222H241L240 224L241 225H239L238 227H236L232 222H231V219H230V217L229 218H225V220H224V218H223V222L222 221H220L221 220V218H220V220L218 219H211V220H207L209 223H210V229H208V232H207V235H204V229H206V228H204V229H201L200 227H201V223L199 222V224H198V222H197V226H196V228H194L193 227V223H191L192 221L190 220V218H189V216H191V215H189V212H190V214H191V209L193 208V207H198V209H200L201 207L202 208H204L203 206L205 205V204H207V207H205V209L206 208H208V203H206V202H208V201H210L209 203H211V202H214L213 200L214 199H212ZM160 199H161V197H159ZM122 199V198H121ZM150 199H151V197H150ZM161 199V200H162ZM212 199V200H211ZM111 200V199H110ZM157 200H159V199H157ZM161 200H159V201H161ZM149 201H152V200H149ZM258 201H259V199H258ZM260 202V201H259ZM154 203V202H153ZM153 203H151V205L153 204ZM159 203V202H158ZM150 204V203H149ZM159 205V204H158ZM210 205V204H209ZM152 206H154V205H152ZM155 207V206H154ZM154 207L152 208L150 205H149V207L148 206H146V207H144V208H141V210H139V214L142 216V217H144V218H149L150 216H152L153 217V215H154V213L156 212L155 211V209H154ZM223 207H221L222 209H223ZM128 208V207H127ZM119 209H120V207H119ZM197 209V208H196ZM194 210V211H197V210ZM158 210H160V209H158ZM163 210V209H162ZM201 210V209H200ZM204 210V209H203ZM206 210H208V209H206ZM109 211V210H108ZM116 211H118V210H116ZM155 211V212H154ZM161 211V210H160ZM222 211V214H223V210H221ZM119 212V211H118ZM117 212V213H118ZM124 212V211H123ZM122 212V210H121V212L120 213H123ZM193 212V211H192ZM198 212V214H199V212L200 211H197ZM209 212V211H208ZM208 212L207 211H205V214L207 213L208 214ZM120 213H118V214H120ZM158 213H159V211H158ZM203 212L201 211V214H199V216H202L203 214H202ZM210 213V212H209ZM164 214H161V215H164ZM206 214V215H207ZM222 214H220L222 217H223V215ZM227 214V216H229L230 214L229 213H226ZM229 214V215H228ZM122 215V214H121ZM158 216L160 215V214H157ZM196 216H197V214H195ZM219 215V216H220ZM225 215V214H224ZM113 216V215H112ZM220 216V217H221ZM110 217V216H109ZM119 218V217H118ZM138 218V217H137ZM151 218V217H150ZM202 218V217H201ZM204 218H206V216H203V219ZM207 218H209V215H208V217ZM110 219V218H109ZM152 219V218H151ZM162 219H160V220H162ZM194 219V218H193ZM139 220V219H138ZM154 220H156V219H154ZM159 220V221H160ZM158 221V220H157ZM159 221H158V227H159ZM202 221V220H201ZM155 222V221H154ZM196 222V221H195ZM196 224V223H195ZM194 224V225H195ZM113 225V224H112ZM122 226V225H121ZM234 226V227H233ZM252 226V227H253ZM198 227V228H197ZM208 227V226H207ZM202 228H203V226H202ZM135 229V228H134ZM136 230H135V233H136ZM159 231V232H160ZM247 231H248V229H247ZM250 231V230H249ZM205 232H206V230H205ZM253 232V231H252ZM256 232V231H255ZM134 233V234H135ZM157 233V234H156ZM112 234H114V233H112ZM116 234V233H115ZM133 234V235H134ZM156 234V235H155ZM132 235V234H131ZM202 235H204V237L202 236ZM120 236V235H119ZM138 236V237H139ZM160 236H162V237H167L168 239V241L169 242H167L165 245H163V247L161 246V245H159V242L161 243V241L159 240L160 239ZM111 237H112V235H111ZM111 237H110V239H111ZM117 237H118V234H117ZM116 237V238H117ZM123 237V239H124V236H121L120 238H122ZM127 237V236H126ZM137 237V236H136ZM115 238V237H114ZM119 238V237H118ZM159 238V239H158ZM263 238H264V235H263ZM123 239H120V244L121 243H123L122 242V240ZM113 241V240H112ZM115 241H116V239H115ZM118 241V240H117ZM134 241V242H133ZM263 241V240H262ZM261 240H260V245L262 246V247H260V248H262V250H260V251H258L257 252V258H259V259H262L263 261H264V242H262ZM157 242H158V244H157ZM110 243H111V241H110ZM109 243V244H110ZM115 243V242H114ZM116 244H118V243H116ZM116 244H115V246H116ZM218 244V245H217ZM110 245H112V244H110ZM159 245V246H158ZM181 245H183V250H182V252H180V251H178V250H175L176 252H174V249H176V248H179V246H181ZM204 245H205V247L206 246H208V247H206L207 249H204V252H202L201 253V251L203 250V247H204ZM220 245V247H221V245L222 246H224V249H219V252H218V250H217V246H219ZM114 246V245H113ZM123 246V245H122ZM186 246H188V249H189V251L187 252L185 249L187 248ZM110 247V246H109ZM204 247V248H205ZM219 247V248H220ZM111 248H112V246H111ZM153 249H155V252H150V250H152L153 251ZM180 249V248H179ZM181 249H182V247H181ZM194 249H198V251H196V250H194ZM202 249V250H201ZM114 250H115V248H114ZM117 250H119V248L117 249ZM116 250V251H117ZM221 250V251H220ZM112 251V250H111ZM121 251V250H120ZM114 252V251H113ZM112 252V253H113ZM118 253V252H117ZM153 253V254H152ZM116 254V253H115ZM124 254H123V257H124ZM202 254V255H201ZM253 254V253H252ZM111 255V254H110ZM116 256H117V254H116ZM122 257V256H121ZM124 259V258H123ZM122 260V259H121Z\"/></svg>",
  "mask_w": 264,
  "mask_h": 264
}]
</instances>
